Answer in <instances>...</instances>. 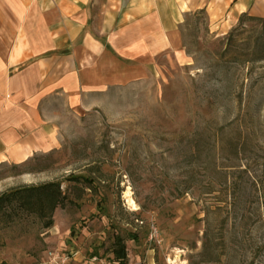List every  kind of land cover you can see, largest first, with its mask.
<instances>
[{"label":"rangeland","instance_id":"1","mask_svg":"<svg viewBox=\"0 0 264 264\" xmlns=\"http://www.w3.org/2000/svg\"><path fill=\"white\" fill-rule=\"evenodd\" d=\"M239 17L191 10L144 79L88 108L47 102L58 145L1 161L0 194L61 181L66 196L51 227L0 214V264H116L117 234L128 264H264V21Z\"/></svg>","mask_w":264,"mask_h":264},{"label":"crops","instance_id":"2","mask_svg":"<svg viewBox=\"0 0 264 264\" xmlns=\"http://www.w3.org/2000/svg\"><path fill=\"white\" fill-rule=\"evenodd\" d=\"M200 8L235 21L264 15V0H0V162L54 149L48 101L88 108L109 87L144 79Z\"/></svg>","mask_w":264,"mask_h":264},{"label":"trees","instance_id":"3","mask_svg":"<svg viewBox=\"0 0 264 264\" xmlns=\"http://www.w3.org/2000/svg\"><path fill=\"white\" fill-rule=\"evenodd\" d=\"M264 21V17L244 12L240 15V24L246 19ZM74 180L84 181L90 187L95 186V179L91 176L72 177ZM61 190V181H50L41 184H31L8 189L0 194V214L8 216V209L14 205L29 213L40 215L46 220L45 226L53 225V213L65 199ZM16 203V204H14ZM14 206V207H15ZM113 260L116 264H128L124 238L117 234L112 249Z\"/></svg>","mask_w":264,"mask_h":264},{"label":"built area","instance_id":"4","mask_svg":"<svg viewBox=\"0 0 264 264\" xmlns=\"http://www.w3.org/2000/svg\"><path fill=\"white\" fill-rule=\"evenodd\" d=\"M151 237H158L157 229H154ZM69 257L65 255H60L59 253H54L52 251L49 252V260L51 264H66L68 262Z\"/></svg>","mask_w":264,"mask_h":264},{"label":"bare ground","instance_id":"5","mask_svg":"<svg viewBox=\"0 0 264 264\" xmlns=\"http://www.w3.org/2000/svg\"><path fill=\"white\" fill-rule=\"evenodd\" d=\"M129 194H130V193H128V195H129ZM129 202H130L132 205H134V208L137 207V205H136V203H135V201H134L133 198H129Z\"/></svg>","mask_w":264,"mask_h":264}]
</instances>
